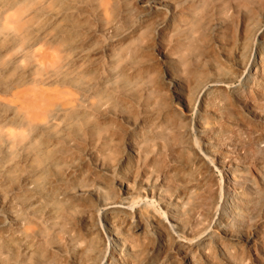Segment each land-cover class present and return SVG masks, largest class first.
Masks as SVG:
<instances>
[{
  "label": "bare ground",
  "instance_id": "obj_1",
  "mask_svg": "<svg viewBox=\"0 0 264 264\" xmlns=\"http://www.w3.org/2000/svg\"><path fill=\"white\" fill-rule=\"evenodd\" d=\"M0 264H264V0H0Z\"/></svg>",
  "mask_w": 264,
  "mask_h": 264
},
{
  "label": "rangeland",
  "instance_id": "obj_2",
  "mask_svg": "<svg viewBox=\"0 0 264 264\" xmlns=\"http://www.w3.org/2000/svg\"><path fill=\"white\" fill-rule=\"evenodd\" d=\"M132 5H128L127 9H131ZM154 35H151V38H149V44L145 47H139V50L136 53V57H138L139 62L141 63H145V64H150L151 68L154 70L153 71V76L151 77V83L152 85L155 87L156 92L158 93V95L160 96V99L162 101V103L165 104H169L172 106H177L175 100H174V96L172 93V90L170 88V84L167 80H165V78L162 76V72L164 71V65L161 63V61L159 60L155 50H154V46L153 44L155 43L154 41H152ZM144 46V45H142ZM147 48V49H146ZM153 48V49H151ZM152 50V51H151ZM154 51V52H153ZM154 53V54H153ZM154 55V56H153ZM154 59V60H153ZM155 61V62H154ZM159 62V63H158ZM149 65V66H150ZM161 65V66H159ZM162 67V68H161ZM161 68V69H160ZM159 69L161 70L159 72ZM158 73V74H157ZM160 74V75H159ZM162 74V75H161ZM161 77L163 80H161ZM161 81V84H160ZM163 82V83H162ZM156 83V84H154ZM169 85V86H168ZM164 86V87H162ZM166 86V87H165ZM167 88V89H166ZM170 88V89H169ZM168 91V92H167ZM171 93V94H170ZM169 94L171 95V97H169ZM173 97V98H172ZM172 100V101H170Z\"/></svg>",
  "mask_w": 264,
  "mask_h": 264
}]
</instances>
